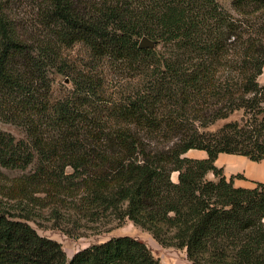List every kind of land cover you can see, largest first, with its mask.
Masks as SVG:
<instances>
[{
	"label": "trees",
	"instance_id": "trees-1",
	"mask_svg": "<svg viewBox=\"0 0 264 264\" xmlns=\"http://www.w3.org/2000/svg\"><path fill=\"white\" fill-rule=\"evenodd\" d=\"M10 10L0 0V120L25 138L0 129V174L22 173L0 187V264H162L128 235L69 259L32 225L46 208L70 238L84 236L73 216L98 231L130 221L192 264H264V184L236 187L244 177L215 164L264 160V0H233L234 14L216 0H40L34 22ZM79 42L108 59L113 93L76 84L48 120L60 49Z\"/></svg>",
	"mask_w": 264,
	"mask_h": 264
},
{
	"label": "rangeland",
	"instance_id": "rangeland-1",
	"mask_svg": "<svg viewBox=\"0 0 264 264\" xmlns=\"http://www.w3.org/2000/svg\"><path fill=\"white\" fill-rule=\"evenodd\" d=\"M232 1L233 0H216L221 7L234 14L232 10ZM2 2L11 9L10 13H8L9 16L11 15V19L34 22V19H36L35 12L37 2H40V0H2ZM60 64L64 72L63 74H56L53 76L54 82L48 101V120L53 121L55 119L56 104L59 101L67 99L76 84H80L92 93L104 98L109 97L113 93V76L108 59L106 57L94 55L90 47L85 43L79 42L72 46L63 45L60 49ZM262 75L259 77V83L263 85L264 76ZM241 119L242 113L236 112L227 120L217 122L210 130H217L227 122L235 120L240 121ZM0 129L14 135L17 139L25 138L23 130L12 124L5 123L2 120H0ZM187 157L193 158L192 153H189ZM67 171L69 173L71 169H67ZM21 174V171L1 169L0 187L3 186L4 188L10 186L12 184L11 180ZM171 177L174 182L178 181V173H173ZM50 210L51 209L46 208L41 211L44 216L40 221L44 225L43 227H47V229L43 227L39 228L33 223L32 225L41 235L61 243L69 259L72 258L74 254L90 245L105 242L114 236L128 235L145 242L153 255L159 258L162 264H192L188 260L185 250L160 246L148 232L134 226L130 221H125L120 227L114 228L113 230L106 231L102 229V231H98L93 228H87L89 224L85 220H80L77 223L74 222L76 217L73 216L68 227L78 225L73 231L76 234H83L84 236L80 238H70L57 229H50L54 223L50 218ZM62 213L64 212L62 211ZM61 225L65 226L66 224L64 221H61Z\"/></svg>",
	"mask_w": 264,
	"mask_h": 264
},
{
	"label": "crops",
	"instance_id": "crops-1",
	"mask_svg": "<svg viewBox=\"0 0 264 264\" xmlns=\"http://www.w3.org/2000/svg\"><path fill=\"white\" fill-rule=\"evenodd\" d=\"M193 158L204 159L207 157L205 151L191 150ZM215 164L223 168L225 176L229 179L232 176L242 175L244 179H234V185L242 188H253L255 182L264 184V160L254 162L245 156L234 154H219Z\"/></svg>",
	"mask_w": 264,
	"mask_h": 264
},
{
	"label": "water",
	"instance_id": "water-1",
	"mask_svg": "<svg viewBox=\"0 0 264 264\" xmlns=\"http://www.w3.org/2000/svg\"><path fill=\"white\" fill-rule=\"evenodd\" d=\"M154 43L147 38H143L140 42V47H152Z\"/></svg>",
	"mask_w": 264,
	"mask_h": 264
},
{
	"label": "bare ground",
	"instance_id": "bare-ground-1",
	"mask_svg": "<svg viewBox=\"0 0 264 264\" xmlns=\"http://www.w3.org/2000/svg\"><path fill=\"white\" fill-rule=\"evenodd\" d=\"M262 76H264V74Z\"/></svg>",
	"mask_w": 264,
	"mask_h": 264
}]
</instances>
